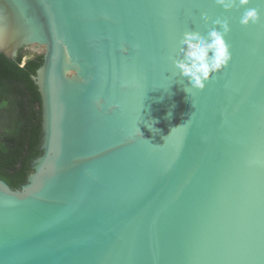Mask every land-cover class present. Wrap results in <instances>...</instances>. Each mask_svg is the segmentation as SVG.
<instances>
[{
  "label": "water",
  "instance_id": "water-1",
  "mask_svg": "<svg viewBox=\"0 0 264 264\" xmlns=\"http://www.w3.org/2000/svg\"><path fill=\"white\" fill-rule=\"evenodd\" d=\"M248 7L260 23L215 0H0V54L43 58L41 154L20 188L0 178V264H264V3ZM202 14L229 20L232 60L200 90L173 59Z\"/></svg>",
  "mask_w": 264,
  "mask_h": 264
},
{
  "label": "trees",
  "instance_id": "trees-1",
  "mask_svg": "<svg viewBox=\"0 0 264 264\" xmlns=\"http://www.w3.org/2000/svg\"><path fill=\"white\" fill-rule=\"evenodd\" d=\"M42 55L20 50L15 59L0 54V178L20 188L41 154V98L32 76Z\"/></svg>",
  "mask_w": 264,
  "mask_h": 264
},
{
  "label": "clouds",
  "instance_id": "clouds-1",
  "mask_svg": "<svg viewBox=\"0 0 264 264\" xmlns=\"http://www.w3.org/2000/svg\"><path fill=\"white\" fill-rule=\"evenodd\" d=\"M215 2L225 10L242 8L244 11L239 22L244 26L261 22L260 8L248 7L252 4V0H215ZM260 2L264 3V0ZM202 19L212 26L203 34L196 28L185 30L179 40L177 55L173 59L179 75L187 78L192 88L200 90L205 89L213 75L221 72L232 60L231 45L227 40V35L231 31L229 20L213 19L206 14H202Z\"/></svg>",
  "mask_w": 264,
  "mask_h": 264
},
{
  "label": "flooded vegetation",
  "instance_id": "flooded-vegetation-1",
  "mask_svg": "<svg viewBox=\"0 0 264 264\" xmlns=\"http://www.w3.org/2000/svg\"><path fill=\"white\" fill-rule=\"evenodd\" d=\"M20 50H23V51H25L27 54H34V53H37L35 50H31V49H28V48H22V49H20ZM19 50V51H20ZM19 51H18V53H19ZM38 54V53H37ZM18 55V54H17Z\"/></svg>",
  "mask_w": 264,
  "mask_h": 264
}]
</instances>
